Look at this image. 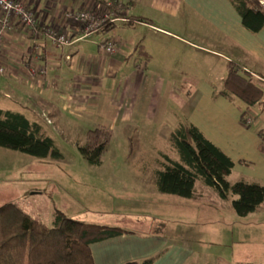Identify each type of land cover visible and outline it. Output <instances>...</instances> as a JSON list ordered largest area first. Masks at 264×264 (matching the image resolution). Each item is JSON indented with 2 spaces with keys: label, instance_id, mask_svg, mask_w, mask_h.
<instances>
[{
  "label": "crops",
  "instance_id": "1",
  "mask_svg": "<svg viewBox=\"0 0 264 264\" xmlns=\"http://www.w3.org/2000/svg\"><path fill=\"white\" fill-rule=\"evenodd\" d=\"M22 1L34 11L38 31L13 22L11 29L5 32L0 54L6 66V73L0 75V85L5 86L3 96L11 101L15 111L25 114L31 121H37L34 118L41 113L45 125L55 123L48 111L58 114L62 111L61 114L67 115L83 113L113 133L132 127L140 130L148 140L161 138L164 142L179 119L184 118L232 159L218 140L226 139L232 144L230 146L246 147L245 139L250 133L233 117V103L237 99L217 95L222 88L215 81L224 82L226 65L230 61H236L247 72L258 74L246 62L253 57L264 66V27L258 32L247 29L228 0H118L126 7L121 10L120 20L114 22L112 31L102 30L90 36H85L80 25L69 21L66 14L70 11L103 14L107 11L106 0ZM44 29L65 36L68 43L55 47ZM189 35L207 39L209 45L198 46L185 37ZM107 42L116 43L115 52L101 47ZM140 45L150 59L137 54L135 49ZM187 49L215 57L210 59L221 69L214 74L216 80L202 71L192 74L188 63L199 55ZM177 57H183L184 64L179 63ZM34 68H45L46 73L36 76L31 73ZM230 124L235 126V131ZM240 134L245 139L239 137L237 140ZM259 149L264 153L262 143ZM260 153L257 152L260 162H264ZM208 188L201 187L196 193V184L195 194L190 199L200 197L202 200L195 206L200 216L222 221L221 210L231 198L215 197ZM237 221L240 222L237 237L244 240L246 236L241 232L247 223ZM165 225L163 233L151 234L149 229L93 243L90 247L94 264H124L148 258L153 259L152 264H202L196 250L178 244L169 236ZM252 225L256 226L255 221ZM255 248L245 250L243 256L240 255L244 261L239 264H264V261L250 259L251 253L258 252Z\"/></svg>",
  "mask_w": 264,
  "mask_h": 264
},
{
  "label": "rangeland",
  "instance_id": "2",
  "mask_svg": "<svg viewBox=\"0 0 264 264\" xmlns=\"http://www.w3.org/2000/svg\"><path fill=\"white\" fill-rule=\"evenodd\" d=\"M194 22L197 23V20ZM185 37L198 46L209 45L207 39L191 35ZM220 47L224 46L220 44ZM190 50L199 56L190 61L187 68L194 75L202 71L214 80V74L221 70L210 59L215 57L194 49H187V52ZM182 58L177 57V60L184 64ZM246 63L252 71L264 76L263 62L251 57ZM215 83L222 88L223 83L218 80ZM4 89L5 86L1 84L0 108L12 109L11 101L3 96ZM233 106L235 116L229 115L243 124V102L237 99ZM249 112L257 115L251 126L243 125L250 134L247 139L243 134L236 138L245 139L246 147L248 143L250 146L234 147L226 139L218 141L235 160L234 171L227 177L230 183L244 179L264 184V162L262 158L260 162L261 156L257 154L264 140V111L254 107ZM47 113L55 120L54 125H45L41 113L34 119L46 127L63 157L39 158L0 147V207L8 203L17 204L32 218L48 226L53 225L58 212L86 223L119 227L136 233L149 231L155 221H164L169 236L178 244L195 249L202 264H221L224 261L239 264V261H244L240 255L242 257L245 250L249 247L252 250L253 246L258 252L251 253L253 256L250 259L264 261V206L247 219L234 212L230 200L221 210L222 221L200 216L201 212L195 208L202 203L200 197L184 199L160 193L156 189L154 174L160 168L163 154L177 158L164 139L148 140L140 130L132 127L114 131L102 164L96 166L90 164L78 148L79 144L85 142L87 132L98 127L93 117L83 113L61 114L62 111L59 114L53 111ZM230 128L235 131L234 125L230 124ZM196 184V193L200 192L201 187H206L200 182ZM208 189L213 192L212 195L218 196ZM237 219L247 223L241 232L246 236L244 240L237 237L240 223ZM254 221L256 226L252 225Z\"/></svg>",
  "mask_w": 264,
  "mask_h": 264
},
{
  "label": "trees",
  "instance_id": "3",
  "mask_svg": "<svg viewBox=\"0 0 264 264\" xmlns=\"http://www.w3.org/2000/svg\"><path fill=\"white\" fill-rule=\"evenodd\" d=\"M109 1L112 13L119 18L126 6L118 0ZM228 1L247 29L258 32L264 27V3H261L264 0ZM113 24L107 22L102 30L112 31ZM135 51L150 59L144 46L136 47ZM216 94L229 100H241L245 106L241 119L249 127L257 119L252 118L249 122V110L254 107L264 109V76L247 72L236 61H230L226 65L223 87ZM259 132L262 134V130ZM112 136L111 129L100 125L87 132L85 142L78 148L90 164L101 165ZM167 142L177 158L163 154L160 168L154 174L159 192L190 199L195 194L196 183L201 182L222 200L231 198L232 208L238 216H247L264 206V184L244 179L230 183L227 177L233 172L235 161L191 122L180 118ZM262 145L264 147V140ZM0 147L39 158L63 157L42 124L12 109L0 108ZM165 227L163 222L152 223L149 233H163ZM126 233L132 231L86 223L59 212L55 214L53 225L48 226L32 218L17 204L8 203L0 207V264H94L90 247L93 243ZM152 262L153 259L148 258L124 264Z\"/></svg>",
  "mask_w": 264,
  "mask_h": 264
},
{
  "label": "built area",
  "instance_id": "4",
  "mask_svg": "<svg viewBox=\"0 0 264 264\" xmlns=\"http://www.w3.org/2000/svg\"><path fill=\"white\" fill-rule=\"evenodd\" d=\"M107 11L103 14H96L87 11H70L66 14V18L72 23L80 25L85 36H90L93 33H98L102 30L103 26L107 22L114 23L120 18L112 13L110 7L112 3L108 0L105 3ZM17 21L23 28L31 29L37 32L36 17L34 11H32L22 0H0V54L1 47L5 41V32L11 29L13 22ZM44 33L50 39L51 43L55 47H62L68 43L65 36L56 33L51 29H44ZM116 43L107 42L102 43L101 47L108 52L116 51ZM6 73V66L0 60V75ZM34 75H44L46 73L45 68H34L31 70ZM251 110V109H250ZM249 110V111H250ZM250 121L257 115L250 113ZM256 115V116H255Z\"/></svg>",
  "mask_w": 264,
  "mask_h": 264
}]
</instances>
